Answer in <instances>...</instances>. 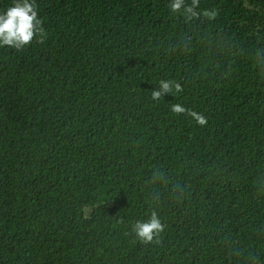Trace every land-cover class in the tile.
Here are the masks:
<instances>
[{"label":"trees","instance_id":"obj_1","mask_svg":"<svg viewBox=\"0 0 264 264\" xmlns=\"http://www.w3.org/2000/svg\"><path fill=\"white\" fill-rule=\"evenodd\" d=\"M169 3L36 0L43 43L0 47V264H264V0Z\"/></svg>","mask_w":264,"mask_h":264},{"label":"clouds","instance_id":"obj_2","mask_svg":"<svg viewBox=\"0 0 264 264\" xmlns=\"http://www.w3.org/2000/svg\"><path fill=\"white\" fill-rule=\"evenodd\" d=\"M200 0H170L169 9L171 13L182 15L186 21L198 19L201 16L211 20L217 16L215 10L198 11ZM46 32L43 22L39 17L36 0H13L11 6L0 11V47L7 46L17 51L30 45L35 39L43 43ZM182 86L174 80H161L158 88L151 93L153 100H159L168 94L181 92ZM171 111L176 114H187L200 126L207 124V118L202 114L186 109L177 103L171 106ZM153 183H164V174L154 171L151 177ZM179 187V186H177ZM162 223L156 211H152L146 221H137L132 226V232L143 243H160V234L164 231Z\"/></svg>","mask_w":264,"mask_h":264}]
</instances>
